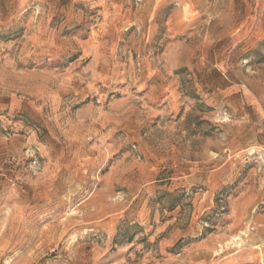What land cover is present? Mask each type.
Wrapping results in <instances>:
<instances>
[{"label":"rangeland","instance_id":"rangeland-1","mask_svg":"<svg viewBox=\"0 0 264 264\" xmlns=\"http://www.w3.org/2000/svg\"><path fill=\"white\" fill-rule=\"evenodd\" d=\"M0 264H264V0H0Z\"/></svg>","mask_w":264,"mask_h":264},{"label":"bare ground","instance_id":"bare-ground-1","mask_svg":"<svg viewBox=\"0 0 264 264\" xmlns=\"http://www.w3.org/2000/svg\"><path fill=\"white\" fill-rule=\"evenodd\" d=\"M237 239H239L238 238V236H235V237H233L231 240L234 242V241H236ZM241 242V241H240ZM228 244V243H227Z\"/></svg>","mask_w":264,"mask_h":264}]
</instances>
